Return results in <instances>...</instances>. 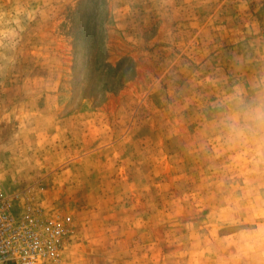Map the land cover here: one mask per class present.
<instances>
[{"label":"rangeland","instance_id":"374dc122","mask_svg":"<svg viewBox=\"0 0 264 264\" xmlns=\"http://www.w3.org/2000/svg\"><path fill=\"white\" fill-rule=\"evenodd\" d=\"M264 0H0V187L72 218L46 264H264Z\"/></svg>","mask_w":264,"mask_h":264},{"label":"built area","instance_id":"2783aa9c","mask_svg":"<svg viewBox=\"0 0 264 264\" xmlns=\"http://www.w3.org/2000/svg\"><path fill=\"white\" fill-rule=\"evenodd\" d=\"M72 218L45 209L31 191L0 187V264H46L61 258Z\"/></svg>","mask_w":264,"mask_h":264},{"label":"clouds","instance_id":"9594fccd","mask_svg":"<svg viewBox=\"0 0 264 264\" xmlns=\"http://www.w3.org/2000/svg\"><path fill=\"white\" fill-rule=\"evenodd\" d=\"M255 94L248 96L239 86L224 98L223 122L230 138L252 137L264 144V85L256 84Z\"/></svg>","mask_w":264,"mask_h":264}]
</instances>
